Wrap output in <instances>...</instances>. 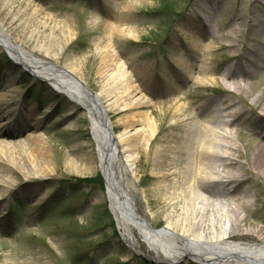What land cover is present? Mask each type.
<instances>
[{
  "label": "rangeland",
  "instance_id": "obj_1",
  "mask_svg": "<svg viewBox=\"0 0 264 264\" xmlns=\"http://www.w3.org/2000/svg\"><path fill=\"white\" fill-rule=\"evenodd\" d=\"M113 1L16 0L14 8L19 14L25 13L27 3L37 8L32 17L33 27L50 37H58L56 41L44 40L51 48L49 56L40 50L39 41L23 39L24 29L16 27L11 39L36 57L59 66L75 62V72L106 105L115 134L128 130L131 123L142 118L143 115L137 117L139 113H146L144 127L145 122L154 120L156 133L149 146L132 144L137 155L132 179L138 211L148 213L153 227L160 229L165 225L166 215L180 209V204L173 208L162 205L170 181H166V188L159 187L154 174L155 154L157 151L166 155L167 168L181 169L187 157L184 152L173 154L180 145L173 136L195 134L182 127L191 122V116L198 114L196 120L201 121L202 114H215L217 125L233 124L234 142L244 157L262 133L255 114L260 102L252 106L251 101L260 93L264 95V39L257 49L258 66L245 78L251 95H247V104L226 90L220 80L215 81V77L236 63L229 57V49L221 48L218 42L231 30L252 25L238 46L243 55H249L260 40L263 9L256 0ZM1 3L0 0V25L9 33L11 29L5 24L9 15ZM201 15L205 16L204 21L199 19ZM107 23H112L110 32L106 30ZM68 29L72 39L60 50V38ZM123 29H130L132 35ZM191 33L211 45L204 58L208 74L215 80L199 83L203 74L195 72L189 78L176 69L174 58L179 48L193 54L196 66L200 64L199 54L190 51ZM122 65L123 81L119 79ZM125 81L130 88L123 94ZM49 86L20 65H14L0 49V142L16 145L28 134H38L47 152L41 159L52 168L50 178L41 183L27 173L22 150L15 148L12 154L23 161L25 169L0 161V180L9 176L15 181L0 199V264H157L155 252L135 229V248L121 235L109 209L86 112L73 106L64 95L53 93ZM141 95L148 99L147 103L119 109L128 98L135 100ZM170 153L173 164V160L169 161ZM245 178L234 185L226 199L221 184L218 186L221 197L218 193L214 197L225 202H235L241 197L250 199L252 205L242 215L247 216V225L260 226L264 223L262 182L255 176ZM182 179L178 177L177 183ZM3 184L0 181V190ZM226 187L230 189L232 185ZM231 240L257 242L254 237L244 236ZM177 264L195 263L184 257Z\"/></svg>",
  "mask_w": 264,
  "mask_h": 264
},
{
  "label": "bare ground",
  "instance_id": "obj_2",
  "mask_svg": "<svg viewBox=\"0 0 264 264\" xmlns=\"http://www.w3.org/2000/svg\"><path fill=\"white\" fill-rule=\"evenodd\" d=\"M1 2L6 9L5 12L9 15L5 24L11 30L6 33L5 27L0 25V49L6 50L14 65H20L23 70L26 67L33 77L38 76L48 81L53 93L65 95L73 106H79L82 108L81 111H85L88 115L99 169L105 180V193L109 207L121 229V235L127 239L131 247L135 248L133 242L136 238L133 231L135 229L143 237L149 249L155 252L154 259L158 262L157 264H177L184 257L192 258L195 264H264V223L260 226L247 225V216L242 215L252 205L250 199L241 197L236 198L235 202H225L216 200L214 197L217 193L220 196L222 190H219L218 186L221 184L223 191L227 193L223 197L226 199L231 189L241 184L247 175L259 177L264 189V95L260 93L251 101L252 106L260 102L259 111L255 114L262 133L250 145L246 157L235 145L233 135L236 130L233 124L217 125L215 114H202L201 121L196 120L198 114L191 116V122L182 127H186L187 131H195V134L187 132V134L173 136L175 142L180 144L177 145L178 149L174 150L173 154L175 155L178 151L184 152L187 157L182 162L180 170L178 164L176 169L167 168L166 155L161 156L156 151L154 164L157 168L154 174L157 175L159 187L164 188L166 181H170L169 190L165 187L167 192L163 195L162 205H169L173 208L174 205L180 204V209L167 214L165 225L160 229H155L148 213H140L135 205L133 191L136 186L132 179L134 162L137 157L132 144L141 145L142 148L149 146L150 140L156 133L154 120L150 119L145 122L144 127L146 113H139L137 117L143 115L142 118L131 123L128 130L115 134L106 105L97 93H91V89L90 91L87 89L89 87L75 72L77 69L75 62L71 61L65 63V66H59L55 62L36 57L23 45L11 39L12 31H15L16 27L24 29L23 39H32L36 43L39 41L43 54L50 55L51 48L44 40L51 38L56 41L58 36L50 37L44 34L43 30L33 27L34 18L32 17L36 14L37 8L30 7L27 3L24 8L25 13L19 14V10L14 8L16 0H1ZM256 2L262 7L264 17V0H256ZM28 15H31L30 18ZM199 19L204 21L205 16L201 15ZM259 23L262 25L259 32L260 40L253 51H249V55H243L238 46L243 35L250 32L252 25L240 30H231L224 36V40L221 39L218 42L221 48L229 49L228 55L236 63L223 69L218 77H215L216 80L212 74H208L209 67L204 58V53L211 49V45L202 43L194 33L189 34V40L193 42L190 51L199 54L200 64L196 66L193 54L188 53V50L184 48H179L174 58L176 69L189 78L193 77L195 72L203 74L199 77V83L207 79L220 80V84L226 90L247 104V95H251L248 94L249 85L245 83V78L252 72L251 69L256 70L258 66L257 60L260 56L257 49H259L260 41L264 39V18ZM111 25L112 23H107V32H110ZM63 30L65 31L64 28ZM122 31L132 35L130 29ZM34 32H36L35 35L32 34ZM60 39L59 49L62 50L72 39L69 29L67 34L63 33ZM120 67L122 72L119 79L123 81V65ZM123 84L125 88L121 92L126 94L130 83L125 81ZM147 100L144 95L135 100L128 98V102L122 103L119 109L133 105L140 106V104L147 103ZM234 104L230 106H235ZM21 117L26 121L24 116ZM39 144H41L40 147ZM15 148L22 150L25 154V161L28 165L27 173L40 182L50 178L52 168L44 164L41 159L47 152L40 135L30 133L25 140H20L16 145L11 142H0L2 155L0 161L6 162L11 167L25 169L23 161H19L18 157L12 154ZM173 159L170 153L169 161ZM173 162L174 160L171 164ZM181 176L182 181L178 180L179 183H177L178 177ZM0 181L4 183L0 190L1 199L15 185V181L9 176H3ZM227 185H232V187L227 189ZM241 236L254 237L257 242L231 240L233 237Z\"/></svg>",
  "mask_w": 264,
  "mask_h": 264
},
{
  "label": "water",
  "instance_id": "obj_3",
  "mask_svg": "<svg viewBox=\"0 0 264 264\" xmlns=\"http://www.w3.org/2000/svg\"><path fill=\"white\" fill-rule=\"evenodd\" d=\"M89 91H90V89L89 88H87ZM91 93L93 92V91H90ZM94 93V92H93ZM82 109V108H81ZM108 119V118H107ZM104 177V176H103Z\"/></svg>",
  "mask_w": 264,
  "mask_h": 264
}]
</instances>
